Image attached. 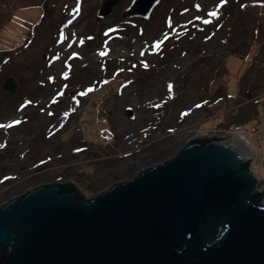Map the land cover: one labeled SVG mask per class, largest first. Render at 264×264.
Masks as SVG:
<instances>
[{
	"label": "rangeland",
	"instance_id": "374dc122",
	"mask_svg": "<svg viewBox=\"0 0 264 264\" xmlns=\"http://www.w3.org/2000/svg\"><path fill=\"white\" fill-rule=\"evenodd\" d=\"M104 1L0 0V207L49 184L93 198L233 133L264 188V0H161L148 19L120 0L98 21Z\"/></svg>",
	"mask_w": 264,
	"mask_h": 264
},
{
	"label": "water",
	"instance_id": "95a60500",
	"mask_svg": "<svg viewBox=\"0 0 264 264\" xmlns=\"http://www.w3.org/2000/svg\"><path fill=\"white\" fill-rule=\"evenodd\" d=\"M120 0H105L97 20ZM161 0H133L148 19ZM8 77L3 88L15 93ZM236 135L174 157L93 198L49 184L0 207V264H264V188Z\"/></svg>",
	"mask_w": 264,
	"mask_h": 264
},
{
	"label": "trees",
	"instance_id": "16d2710c",
	"mask_svg": "<svg viewBox=\"0 0 264 264\" xmlns=\"http://www.w3.org/2000/svg\"><path fill=\"white\" fill-rule=\"evenodd\" d=\"M226 4H229V3H225V4L222 3V4L219 6V9L221 8V13H220V17H221V18L224 17V16H223V14H224L223 12H225V10L227 9V7H226L227 5H226ZM222 13H223V14H222ZM205 25H207L208 28H211V26L214 25V23H206ZM215 27H216V26H215ZM215 99H217V100H216V103L218 104V101H220L221 97L217 96ZM217 104H216V105H217ZM258 128H259V127H258ZM259 130H260V128H259ZM254 137H255V136H254ZM213 139H214V138L199 139V140H201V141H203V142H209V141H211V140H213ZM254 144H255V142H254ZM64 185H65V188H71V187H74L80 195L86 197V194L82 193L80 189H78L77 187L73 186L72 184H70V183H66V184H64Z\"/></svg>",
	"mask_w": 264,
	"mask_h": 264
},
{
	"label": "built area",
	"instance_id": "2783aa9c",
	"mask_svg": "<svg viewBox=\"0 0 264 264\" xmlns=\"http://www.w3.org/2000/svg\"><path fill=\"white\" fill-rule=\"evenodd\" d=\"M233 134H236L237 135V133H233ZM248 134V136H249V132L247 133ZM242 139H244V140H247L248 142H249V139H246V135H239ZM250 143V142H249Z\"/></svg>",
	"mask_w": 264,
	"mask_h": 264
},
{
	"label": "snow or ice",
	"instance_id": "6c2138e0",
	"mask_svg": "<svg viewBox=\"0 0 264 264\" xmlns=\"http://www.w3.org/2000/svg\"><path fill=\"white\" fill-rule=\"evenodd\" d=\"M211 15H216V13L213 12V13H211ZM205 22L207 23L208 21H205ZM157 47H159V44H157ZM17 123H19V121H17ZM0 127H3V125H0Z\"/></svg>",
	"mask_w": 264,
	"mask_h": 264
},
{
	"label": "clouds",
	"instance_id": "9594fccd",
	"mask_svg": "<svg viewBox=\"0 0 264 264\" xmlns=\"http://www.w3.org/2000/svg\"><path fill=\"white\" fill-rule=\"evenodd\" d=\"M217 138H220V137H217ZM252 164H253V162H252ZM251 168H252V167H251ZM257 174H258V173H257ZM260 179H261V178H259V181H260ZM259 181H258V184H259ZM258 189H259V188H258ZM86 198H89V197L86 196Z\"/></svg>",
	"mask_w": 264,
	"mask_h": 264
}]
</instances>
